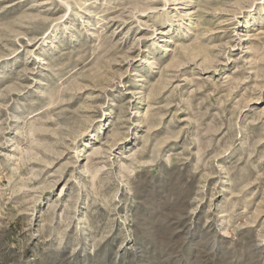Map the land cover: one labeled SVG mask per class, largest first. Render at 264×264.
Wrapping results in <instances>:
<instances>
[{"label":"rangeland","instance_id":"obj_1","mask_svg":"<svg viewBox=\"0 0 264 264\" xmlns=\"http://www.w3.org/2000/svg\"><path fill=\"white\" fill-rule=\"evenodd\" d=\"M0 264H264V0H0Z\"/></svg>","mask_w":264,"mask_h":264}]
</instances>
